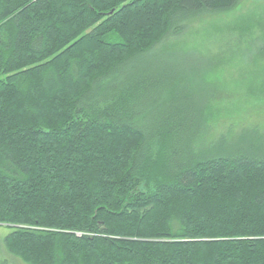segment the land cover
<instances>
[{
	"label": "trees",
	"instance_id": "trees-1",
	"mask_svg": "<svg viewBox=\"0 0 264 264\" xmlns=\"http://www.w3.org/2000/svg\"><path fill=\"white\" fill-rule=\"evenodd\" d=\"M242 1L0 0V224L12 230L10 256L264 264V129L235 133L232 123L212 134L226 100L204 96L241 87H200L187 53L162 50L191 22ZM263 8L204 40L201 66H262ZM251 73L230 105L258 99L264 73Z\"/></svg>",
	"mask_w": 264,
	"mask_h": 264
},
{
	"label": "rangeland",
	"instance_id": "rangeland-1",
	"mask_svg": "<svg viewBox=\"0 0 264 264\" xmlns=\"http://www.w3.org/2000/svg\"><path fill=\"white\" fill-rule=\"evenodd\" d=\"M263 6L264 2L260 0H243L238 7L230 13L211 14L198 18L190 23L183 36L168 39V41L162 45V50L169 53L173 52V54H175L177 52H182L179 55L187 53L184 57L190 61L192 67L195 66L196 69H198L197 81L200 82V87L206 82H210L217 87L220 85L219 87L223 89L222 92L225 91V93H230V90L234 86V82L241 87L240 89L242 90H238V92L231 96L229 94V97L227 94L219 95L217 92H213L209 96L205 93L204 100L206 99V101L217 103L218 101L226 100L222 103L220 108L213 109L214 114H216V119L211 126L212 134L216 135L228 132L232 123L236 126L234 130L235 133L240 132L242 127L253 124H258L264 129V84L262 86L257 85L256 88L252 90L258 99L249 100L244 105L241 104L240 106L234 107L230 105L234 100L231 98L232 96L240 100L246 95L247 90L245 86H247L248 83L245 78L252 74V69H260V71L262 70L264 73V62L256 59L257 63H260L262 66L254 67L248 62L249 60H247L241 63L239 70H236V68L229 69V67L223 68L219 65H216L213 69L211 66H201L200 54L198 51L200 44L204 40L220 37L229 27L231 29L233 22L239 20L242 16L258 12ZM204 62L206 63L207 60ZM205 63H203V65H205ZM205 86L207 87V84ZM239 119L241 120L240 126L237 122ZM149 180L150 189L154 190L157 178L149 177ZM11 232L12 230L8 226L0 224V264H23L21 261L10 256L5 250L4 239Z\"/></svg>",
	"mask_w": 264,
	"mask_h": 264
}]
</instances>
